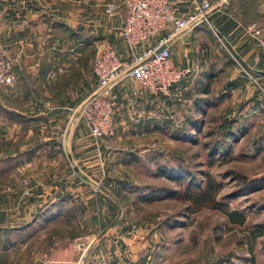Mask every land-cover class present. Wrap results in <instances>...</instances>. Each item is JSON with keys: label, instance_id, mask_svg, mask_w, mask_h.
Returning <instances> with one entry per match:
<instances>
[{"label": "crops", "instance_id": "1", "mask_svg": "<svg viewBox=\"0 0 264 264\" xmlns=\"http://www.w3.org/2000/svg\"><path fill=\"white\" fill-rule=\"evenodd\" d=\"M110 2L121 0H0V43L11 48L16 77L14 87L0 88V236L13 237L15 246L23 229L31 231L30 241L44 234L51 250L41 255L42 264H99L106 258L118 264L129 258V226L121 231V226L109 222V208L102 210L103 224L97 225L100 238L83 255L75 248L78 234L55 250L49 237L66 208L47 206L39 211L55 203V193L60 199L82 194L79 179L104 174L102 160L110 161L107 181L118 177L116 168L127 171L136 160L129 159V141L136 144L140 139L135 137H149L165 123L168 100H178L180 106L187 100H208L216 83L225 85L229 96L239 95L252 105L262 99L241 67L264 85V48L248 31L257 24L255 19L263 17L264 2L213 0L209 25L173 38L174 63L190 67L192 75L168 98L152 95L136 82H121L113 89L114 130L104 139H94L78 118V110L97 87L93 59L105 44L123 59L130 54L120 37L123 10L107 15ZM171 2L182 16L192 9L191 0ZM99 168L102 172L96 174ZM23 171L29 174L27 204L21 199ZM145 242L137 240L136 245Z\"/></svg>", "mask_w": 264, "mask_h": 264}, {"label": "rangeland", "instance_id": "2", "mask_svg": "<svg viewBox=\"0 0 264 264\" xmlns=\"http://www.w3.org/2000/svg\"><path fill=\"white\" fill-rule=\"evenodd\" d=\"M254 22L264 29V15ZM245 78L250 86L258 90ZM226 90L221 83L214 85V90L207 97L212 106L203 115L191 110L193 107L196 109L202 98L187 100L182 106L178 100H168L165 123L149 137H135L140 139L138 143L129 141V159L136 160L129 163L127 171L116 168L119 173L114 174L119 178L106 180L107 162L110 161L102 160L104 174L95 175V179H79L83 191L78 193V197L60 199L55 193L52 197L55 203L45 206L66 208V213L48 233L55 244L54 250L65 246L69 237L78 234L75 248L82 253L77 244L92 237L100 238L97 225L103 224L102 210L109 208V222L113 225L117 223L121 231L129 226V258L118 264H264V232L260 233V223L264 222V189L244 192L247 182H259L264 178V150L256 151L257 146L264 144V97L257 101L258 104L249 102L243 113L245 115L238 117L237 108L246 101L240 100L239 95L229 96L227 93L230 91ZM191 118L203 120L201 134L193 133V139L187 141L175 139L177 134L184 135L180 129ZM223 119L231 121L233 132L243 130L244 134L229 143L226 156L211 160L208 149L212 140H222L220 134L226 126ZM212 131L215 134L208 136ZM104 138L106 136L100 139ZM100 172L101 168L96 174ZM205 173L221 184L215 201L223 204L222 208H227L229 212L237 213L232 221L223 212L214 209L216 207L212 203L192 207L188 201L168 197L170 189L181 195L188 183L199 184L203 180L204 185ZM27 177L28 171H23V204H27L30 195ZM177 177L184 178L182 183L174 181L173 178ZM151 194H161L162 197L154 201L143 200L150 198ZM191 208H195L194 211ZM241 217H244L242 224L234 223ZM22 231L21 239L15 242V246L13 237L7 234L0 236V264L43 263L41 255L49 253L50 243H45L44 234L30 241L31 231ZM141 239L146 242L136 245ZM99 264L116 263L106 258L100 259Z\"/></svg>", "mask_w": 264, "mask_h": 264}, {"label": "built area", "instance_id": "3", "mask_svg": "<svg viewBox=\"0 0 264 264\" xmlns=\"http://www.w3.org/2000/svg\"><path fill=\"white\" fill-rule=\"evenodd\" d=\"M192 9L186 16L180 15L171 0H121L119 4L110 2L105 7L109 16L123 10L120 37L130 50L128 58H121L115 49L105 44L93 59L92 74L97 87L78 110L80 118L90 135L98 140L112 134L116 110L115 86L125 80L136 82L141 89L158 96L168 97L171 90L192 75L190 67H180L172 59V42L178 33L194 29L202 24L209 25V15L213 8L210 0H191ZM167 31L160 36L161 32ZM248 31L264 48V29L257 24ZM153 39L140 52L135 49ZM14 57L9 45L0 43V87L12 88L16 77L13 72ZM241 72L251 84L258 87L264 97V87L248 70ZM92 237L79 242L77 247L82 255L98 241Z\"/></svg>", "mask_w": 264, "mask_h": 264}, {"label": "trees", "instance_id": "4", "mask_svg": "<svg viewBox=\"0 0 264 264\" xmlns=\"http://www.w3.org/2000/svg\"><path fill=\"white\" fill-rule=\"evenodd\" d=\"M211 2L213 0H210ZM249 101L243 102L241 103L238 108H237V116H241L244 111L246 106L248 105ZM201 104V105H200ZM212 106V104H210L206 98H202L199 102V104L197 105L196 109H195V113L197 114H205L206 113V109L210 108ZM224 120V125L226 124V126L221 128V130L223 129V132L220 134V137L222 138V140L220 138H216L214 140H212V142L210 143V147L208 149V157L212 160L215 159V157H224L228 154L229 152V143L231 141H237L239 137H241L244 134V131H238V132H233L232 130V123L231 121L228 122L227 120ZM202 126H203V120H200L199 118H191L190 121L185 122V124L182 125L181 127V132H183V136H176L175 139H179V140H192V134L195 133L196 135H200L202 132ZM221 132V131H220ZM215 134V132H210L208 136H213ZM262 150H264V144L263 146H257L256 147V151L258 152H262ZM161 174H163L164 172H162V170L160 169ZM182 170L179 169V173H181ZM164 175V174H163ZM181 175V174H180ZM169 176V175H168ZM204 176L205 178V182L203 185V180H201V182L199 184H193L188 183L187 187L183 190L182 194L180 195L179 192L175 191V190H168L169 195L168 197H173V198H177V199H183L185 201H188L192 207H199L202 205H205L207 203H212L213 205H215L216 210H219L221 212H223L228 219H230V221H232V217L236 216L237 213L236 212H229L227 210V208H222L223 204H221L220 202H216L215 201V196L218 193V191L221 189V184L218 182H215L211 176H209V174L205 173ZM174 181L182 183V178L177 177V178H173ZM203 179V178H202ZM264 189V178L262 177L261 179H259V182L254 181V182H250V183H246V189H245V193H253L256 191H260ZM150 198H145L143 199L144 201H154L155 199H159L162 197L161 194L158 195H154L151 194ZM47 207L43 206L42 209L39 211L42 212L43 210H45ZM192 211H194L195 208H191ZM41 214V213H40ZM241 220L234 222V223H238V224H242L244 222V217L240 218ZM29 225V224H28ZM27 225V226H28ZM260 233L262 234L264 232V222L260 223Z\"/></svg>", "mask_w": 264, "mask_h": 264}]
</instances>
